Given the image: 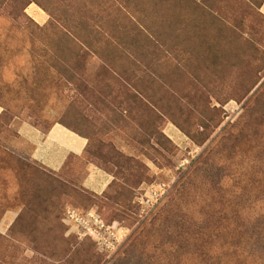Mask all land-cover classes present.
<instances>
[{"label": "rangeland", "instance_id": "rangeland-1", "mask_svg": "<svg viewBox=\"0 0 264 264\" xmlns=\"http://www.w3.org/2000/svg\"><path fill=\"white\" fill-rule=\"evenodd\" d=\"M0 264H264V0H0Z\"/></svg>", "mask_w": 264, "mask_h": 264}, {"label": "crops", "instance_id": "crops-1", "mask_svg": "<svg viewBox=\"0 0 264 264\" xmlns=\"http://www.w3.org/2000/svg\"><path fill=\"white\" fill-rule=\"evenodd\" d=\"M60 127V126H55L51 132L49 133V135L45 138H40L37 141V144L41 147V152H39L37 154V156H35L37 158V160H40L41 162L45 163L48 166H52V167H56V165H60L62 163V161L68 156L69 153H74L77 155H81L86 147V141L77 137L75 134H73L74 136H76L77 138L81 139L84 141V147L81 153L76 152L73 149H70L69 147L67 148L66 146H64L55 138L54 136V130L55 128Z\"/></svg>", "mask_w": 264, "mask_h": 264}, {"label": "built area", "instance_id": "built-area-1", "mask_svg": "<svg viewBox=\"0 0 264 264\" xmlns=\"http://www.w3.org/2000/svg\"><path fill=\"white\" fill-rule=\"evenodd\" d=\"M72 213H73V214L71 215V217H72L73 219H75L76 216H78V215H76L75 212H72ZM76 221H81V220H80V218H76Z\"/></svg>", "mask_w": 264, "mask_h": 264}]
</instances>
